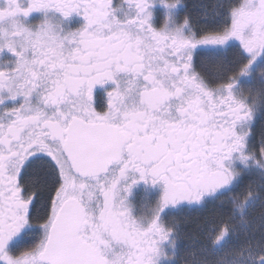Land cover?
I'll use <instances>...</instances> for the list:
<instances>
[{"label": "snow or ice", "instance_id": "1", "mask_svg": "<svg viewBox=\"0 0 264 264\" xmlns=\"http://www.w3.org/2000/svg\"><path fill=\"white\" fill-rule=\"evenodd\" d=\"M215 7L0 0V264H175L169 214L217 202L199 243L230 258L204 264H264V219L235 222L264 201V0Z\"/></svg>", "mask_w": 264, "mask_h": 264}, {"label": "flooded vegetation", "instance_id": "2", "mask_svg": "<svg viewBox=\"0 0 264 264\" xmlns=\"http://www.w3.org/2000/svg\"><path fill=\"white\" fill-rule=\"evenodd\" d=\"M186 2L189 5V11L194 24L204 25L206 23V20L203 18L204 15L207 14L208 19L211 20L213 14L218 11V9L215 7L217 0H186ZM181 15H183V13H181ZM155 17L156 24L157 26H159L163 19L162 11L157 10V12L155 13ZM39 18L40 14L34 13L32 15L33 20H38ZM66 23L72 28H76L83 23V20L78 15L73 14L72 17L66 21ZM252 94L253 96H256V90H254ZM258 129L259 125L257 131ZM160 191L161 189L158 186H152L151 184L138 182L133 186L128 199L138 212L146 211L158 197ZM231 195L233 194H228V196ZM224 199L227 200V196L224 197ZM227 206L228 205L226 204L225 209L227 208ZM214 209L221 210L218 202L216 204H210L202 211L184 210L180 212L173 211L169 214L166 223L168 224V226L174 227L181 237L175 249V264H185V262L188 261V255L191 250L189 243L191 238L190 228L192 227V225L190 223L195 219H199V221H202L204 218H207L209 216L205 213H208L210 210L213 211ZM30 231L32 232V236L29 238L30 242H36L42 237V231L38 227L30 229ZM12 247L15 250L18 248V245L13 243ZM169 251L171 252V249Z\"/></svg>", "mask_w": 264, "mask_h": 264}, {"label": "trees", "instance_id": "3", "mask_svg": "<svg viewBox=\"0 0 264 264\" xmlns=\"http://www.w3.org/2000/svg\"><path fill=\"white\" fill-rule=\"evenodd\" d=\"M204 71H206L209 75L213 74L217 70L214 69L211 64H207L204 68ZM257 94L259 92V89L257 88ZM256 94L257 99H259L258 95ZM259 131V129H258ZM256 183L259 184L260 179L259 177H255ZM260 201V200H259ZM261 202V201H260ZM264 203V202H263ZM263 208V209H262ZM260 207L257 211L255 209H249V212L252 211V214L255 218H258L255 222L254 228L257 229L260 221L263 219L264 216V206ZM221 210L214 209L213 211L210 210L208 213L209 216L207 218H204L202 221H199V219H195L193 222L190 224L192 227L190 228V247L191 250L188 255V261L185 262V264H204L205 261H212L215 262L217 260H227L228 255H227V249H225L223 252H217L214 254H209L207 251H205L201 244L199 243L200 238L202 237L203 233L202 230L204 228L205 222L210 220L216 213H218ZM251 214V212H250ZM261 220H260V219ZM193 223V224H192Z\"/></svg>", "mask_w": 264, "mask_h": 264}, {"label": "rangeland", "instance_id": "4", "mask_svg": "<svg viewBox=\"0 0 264 264\" xmlns=\"http://www.w3.org/2000/svg\"><path fill=\"white\" fill-rule=\"evenodd\" d=\"M260 199H257L249 208H248V210H247V213L245 214V220L248 222V224L247 225H245V223L244 222H242L241 221V219H240V217L239 216H237L236 217V224H237V227H238V233H239V238L240 239H242L243 237H244V235H245V233L246 232H248V231H251L252 229H255L254 228V225H255V222H256V220L258 219V218H255L254 216H253V214H252V211H250L251 212V214H250V212H249V209H255L256 211L261 207H263L264 206V201H259ZM229 206H227V208H228ZM226 208V209H227ZM263 209V208H262ZM260 219V218H259ZM263 219H264V216H263ZM261 220V219H260ZM230 257H228V259H229Z\"/></svg>", "mask_w": 264, "mask_h": 264}]
</instances>
